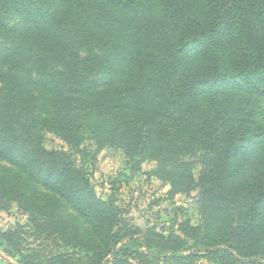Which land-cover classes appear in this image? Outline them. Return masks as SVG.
<instances>
[{"label":"trees","instance_id":"16d2710c","mask_svg":"<svg viewBox=\"0 0 264 264\" xmlns=\"http://www.w3.org/2000/svg\"><path fill=\"white\" fill-rule=\"evenodd\" d=\"M14 1L25 21L41 19L32 0ZM46 5L48 15L78 22L88 40L83 44L104 47L100 63L107 81H72L63 74L60 81L37 87L41 100L66 119L73 104L91 108L96 120L87 123L100 146L137 155L169 128L189 147L201 146L198 176L180 159L160 171L180 193L198 192L202 223L184 222L168 237L142 233L97 197L70 153L46 149L33 132L9 134L0 127V159L8 164L0 167V197L30 214L36 236L67 248L62 251L57 243L55 251L42 241L32 249L22 226L10 228L2 239L20 264H109L110 257L133 264L124 262L131 242L149 250L154 243L179 245L166 263L195 264L200 254L184 249L186 240L204 249L222 247L207 256L231 257L226 264H264V0H49ZM24 33L40 59L43 50L71 63L77 58L71 40L53 27L28 25ZM147 68L148 81H142ZM2 82L14 94L24 91L19 81ZM81 95L89 99L78 101ZM171 152L176 155L178 148Z\"/></svg>","mask_w":264,"mask_h":264},{"label":"rangeland","instance_id":"374dc122","mask_svg":"<svg viewBox=\"0 0 264 264\" xmlns=\"http://www.w3.org/2000/svg\"><path fill=\"white\" fill-rule=\"evenodd\" d=\"M48 2L49 0H32L41 19L30 24L15 10L14 0H0V127L9 134L33 132L46 149L70 153L77 165L87 173L90 186L97 197L117 207L120 217L142 233L153 230L168 237L178 234L179 226L184 222L200 226L202 217L199 212L198 192L180 193L178 188L164 180L160 166L165 165L171 169L174 161L180 159L179 162L190 165L193 174L198 176L205 155L201 146L189 147L187 140L170 128L169 134L163 137L152 136V142L143 146L144 150L137 155L134 152L126 153L112 144L100 146L91 136L87 123L96 120L91 108H79L73 104L74 113L69 112L71 119H66L41 100L37 87L45 85L46 81H60L59 77L63 74L72 81H107L105 69L100 63L105 57L104 47L101 44H83L88 43V40L82 36L78 22L48 15ZM28 25L36 28L53 27L57 33H62L71 40L77 55L76 60L71 63L64 57L56 56L54 52L44 50L40 59L38 48L26 44L28 39L24 31ZM98 40L101 41L102 37ZM140 69L136 68V72L140 73ZM139 78L148 81V68L142 70ZM2 81H19L24 91L14 94L5 88ZM83 99L89 97L81 95L78 101ZM61 119L67 122L65 126ZM66 136L75 146L67 143ZM172 147L178 148L176 155L171 152ZM7 166L0 159V167ZM58 212L64 211L58 209ZM65 218L70 219V213L65 214ZM17 226L23 227V238L32 244V249H36L44 241L43 243L53 247L55 251L57 250L54 246L57 243L63 248L60 250H67L65 243L48 239L44 234L37 235L42 239L36 240V230L30 214L20 209L17 203L0 197V264H20V257L2 239L8 229ZM185 243L184 249H195L200 254L195 264H226L231 259L225 256L208 258V252L222 247L204 249L192 240H186ZM26 247L22 246L25 251L28 249ZM179 248V245L169 248L154 243L149 250L142 248L141 242H131L129 255L124 262L168 264L165 258L172 249ZM108 261L109 264H123V259L114 260L110 257Z\"/></svg>","mask_w":264,"mask_h":264}]
</instances>
